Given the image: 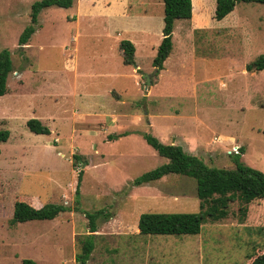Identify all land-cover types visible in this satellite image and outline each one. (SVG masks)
<instances>
[{"label":"rangeland","instance_id":"rangeland-1","mask_svg":"<svg viewBox=\"0 0 264 264\" xmlns=\"http://www.w3.org/2000/svg\"><path fill=\"white\" fill-rule=\"evenodd\" d=\"M34 1L0 0V51H10L13 65L0 96V129L9 131L0 143V264L25 258L77 264L84 211L118 212L130 225L146 211H198L189 177L169 174L133 184L166 161L141 132L181 145L211 166L233 168L239 153L244 164L264 172V70H246L264 54V4L238 2L216 20L215 0H193L192 17L175 21L171 53L158 70L153 58L162 37L163 0L50 6L21 46ZM122 40L134 44L138 69L123 64ZM67 63L74 69H65ZM143 74L153 75L151 84ZM31 118L50 133L30 131ZM19 196L72 211L12 223ZM237 209L234 202L227 218L181 236L133 238L124 230L102 236L111 218L101 217L87 264H245L264 248V200L251 202L243 220Z\"/></svg>","mask_w":264,"mask_h":264},{"label":"trees","instance_id":"trees-1","mask_svg":"<svg viewBox=\"0 0 264 264\" xmlns=\"http://www.w3.org/2000/svg\"><path fill=\"white\" fill-rule=\"evenodd\" d=\"M74 0H36L31 5L30 23L24 28L19 44H26L36 30L38 14L44 8L58 6L68 8L72 6ZM260 3L264 0H215L214 18L221 20L233 11L236 3ZM163 28L162 38L157 46L153 64L157 69L164 66L165 60L172 49V32L177 19H190L192 17L193 0H163ZM120 47L123 51V62L126 65L134 64L135 46L130 40H122ZM247 71L264 70V54H259L256 58L246 64ZM13 71L10 51L4 48L0 51V96L7 92V78ZM28 129L36 134H49V128L39 119L31 118L27 120ZM146 142L166 159L161 165L143 173L137 177L133 184L140 185L150 181L158 180L169 174H178L189 177L195 181L196 196L199 199V210L194 212H153L146 211L139 215L138 234L140 236L148 234L160 235H196L202 230L204 222H215L227 218L230 204H238L239 219L243 220L248 211V205L257 199L264 200V172L244 164L239 153L233 154V168L217 167L206 164L196 155L185 150L181 145L164 143L152 132H141ZM125 135L122 132L112 135L110 138ZM9 137L7 129H0V143ZM1 153V150H0ZM77 160L80 157L73 154ZM83 170L79 171L78 183L75 195L79 203V185ZM75 210L79 208L74 207ZM72 211L70 207L63 204L44 203L31 200L30 202L21 196L15 201L11 222H25L30 220L54 219L60 213ZM87 218L88 233L78 239L81 249L76 254L78 264H85L89 260L94 249L93 233L98 228V219L103 217L109 220L113 214H109L103 209L93 212L84 211ZM253 253V252H252ZM22 264H36L29 258L22 260ZM245 264H264V248L257 253L248 255Z\"/></svg>","mask_w":264,"mask_h":264},{"label":"crops","instance_id":"crops-1","mask_svg":"<svg viewBox=\"0 0 264 264\" xmlns=\"http://www.w3.org/2000/svg\"><path fill=\"white\" fill-rule=\"evenodd\" d=\"M162 38V37H161ZM160 43V42H159ZM25 45V44H24ZM121 49V47H120ZM122 50V49H121ZM135 61V60H134ZM122 62H123V51H122ZM124 64V62H123ZM126 65V64H125ZM132 65V64H131ZM135 65V69H138V66ZM67 67H69L70 69H74L73 65L70 63H67L65 65V69H67ZM50 130V129H49ZM140 215V214H139ZM139 215L138 218L136 217V219L134 218L133 223L130 225L127 221H125V216L126 215H122L120 213H116L114 216L111 217V219L109 220V223L106 224L105 226H111L110 229H108L109 232H104L102 234V236H108V235H113V234H121L119 232H122V230H124L125 232H129L130 234H132L133 238H140V235L138 234L139 229H138V219H139ZM108 221V220H107ZM114 221H118L116 223V226L113 225ZM103 226V227H105ZM130 226V227H129ZM98 229H100V226L98 225ZM85 232H88V228H86ZM77 254V253H76ZM75 254V257H76ZM74 257V260L76 261V258ZM88 261V260H87ZM87 261L85 264H87ZM76 263L78 264V262L76 261ZM89 264V263H88Z\"/></svg>","mask_w":264,"mask_h":264},{"label":"water","instance_id":"water-1","mask_svg":"<svg viewBox=\"0 0 264 264\" xmlns=\"http://www.w3.org/2000/svg\"><path fill=\"white\" fill-rule=\"evenodd\" d=\"M153 76V75H152ZM151 75H149V74H143V77H144V79L146 80V84L147 85H149V84H151V77H152Z\"/></svg>","mask_w":264,"mask_h":264}]
</instances>
